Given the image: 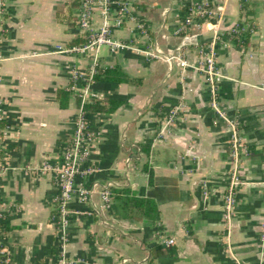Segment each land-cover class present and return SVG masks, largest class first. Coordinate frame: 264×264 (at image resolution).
Segmentation results:
<instances>
[{
	"label": "crops",
	"instance_id": "1",
	"mask_svg": "<svg viewBox=\"0 0 264 264\" xmlns=\"http://www.w3.org/2000/svg\"><path fill=\"white\" fill-rule=\"evenodd\" d=\"M79 1L5 0L0 212L11 263L264 264V0H110L128 5L111 28L128 49L77 55L68 51L81 37ZM192 1L206 3L202 16L191 14ZM92 21L102 23L98 7ZM240 24L247 39L225 43ZM208 45L216 50L212 83L199 66L198 49ZM114 67L126 82L84 79ZM90 100L118 107L88 114ZM80 115L95 170L79 182L86 192L74 197L62 234L53 175L43 167L61 162ZM229 187L235 205L226 219ZM121 188L152 199L160 219L117 218L102 193Z\"/></svg>",
	"mask_w": 264,
	"mask_h": 264
},
{
	"label": "built area",
	"instance_id": "2",
	"mask_svg": "<svg viewBox=\"0 0 264 264\" xmlns=\"http://www.w3.org/2000/svg\"><path fill=\"white\" fill-rule=\"evenodd\" d=\"M191 14L203 15L204 7L206 3L201 1H192ZM101 10L102 23L99 27L93 24V14L96 8ZM5 13V0H0V23L3 21ZM113 13H116L113 15ZM128 15V5L125 3H117L115 1L104 0H80L77 11L75 25L78 34L84 38V43L71 48L68 52L81 55L83 53L94 52L97 53L99 48L104 46L107 47L110 52L117 50H126L128 46L124 43L113 39L111 28L118 27L123 22L124 17ZM247 32V28L243 25H236L229 30L227 37L223 39L225 43L227 39L233 40L235 43H241L244 41V33ZM201 62L199 64L200 71L207 75L209 83L218 80V73L215 64L216 50L214 45H208L198 49ZM90 77H85V81H90ZM89 85H84L83 90L79 97L84 99L88 93ZM2 105L0 102V122L2 121ZM5 131L0 127V175L4 169V163L2 159L3 142ZM91 139L92 133H90L86 119L80 115L75 122L72 135L64 146L62 151L61 162L57 165H51L45 163L43 170L51 172L53 175V184L56 190L55 203H56V214L55 219L57 226L61 233H64L68 225V216L71 213L70 205L74 197H82L86 192L79 183L94 172V168L89 165V157L91 153ZM233 153L235 149V140H232ZM237 177L236 173L233 172L229 178L230 185L233 187L236 184ZM232 187H229V193L224 197V213L226 219L231 214L235 205L234 198L232 196ZM103 200L111 205L112 197L109 189H105L102 193ZM2 215L0 212V264H12L2 241ZM166 244H172L171 240L166 241ZM45 264V263H44ZM56 264H68L64 257L58 259Z\"/></svg>",
	"mask_w": 264,
	"mask_h": 264
},
{
	"label": "trees",
	"instance_id": "3",
	"mask_svg": "<svg viewBox=\"0 0 264 264\" xmlns=\"http://www.w3.org/2000/svg\"><path fill=\"white\" fill-rule=\"evenodd\" d=\"M76 4L73 8H76ZM71 18V16H69ZM249 31L244 33V40L247 39ZM83 37H76L73 45L83 44ZM244 42V41H243ZM127 81L125 73L119 68H98L91 76L90 82H109V83H124ZM79 102V101H78ZM118 107V103L102 100H90L82 105V109L92 114L94 112H113ZM3 124V121L1 122ZM142 151L147 153L146 146H142ZM151 171H148L149 183L151 184ZM112 200L116 209V217L122 219L133 220L136 222L148 220L156 222L160 219V211L156 203L150 198L139 197L130 188L114 189L110 191ZM6 231L3 227L2 234Z\"/></svg>",
	"mask_w": 264,
	"mask_h": 264
}]
</instances>
